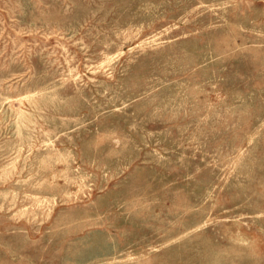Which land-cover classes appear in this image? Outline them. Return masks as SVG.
Segmentation results:
<instances>
[{"label": "rangeland", "instance_id": "1", "mask_svg": "<svg viewBox=\"0 0 264 264\" xmlns=\"http://www.w3.org/2000/svg\"><path fill=\"white\" fill-rule=\"evenodd\" d=\"M0 264H264V0H0Z\"/></svg>", "mask_w": 264, "mask_h": 264}]
</instances>
